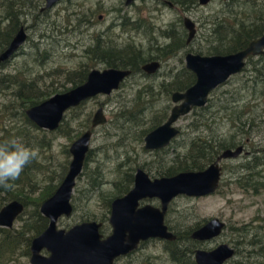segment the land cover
Here are the masks:
<instances>
[{"label": "rangeland", "instance_id": "1", "mask_svg": "<svg viewBox=\"0 0 264 264\" xmlns=\"http://www.w3.org/2000/svg\"><path fill=\"white\" fill-rule=\"evenodd\" d=\"M31 1L35 5L40 0ZM121 1L124 2V0H63L42 14L38 13L37 9L40 6L37 5L35 14L30 13L22 18L28 28L26 43L10 60L1 65L0 74H20L22 79L36 78L41 88L51 84L60 87L65 84L66 74L77 70L80 66L90 65V70L105 67V64L98 61L90 62L88 54L86 56L85 53L97 42L102 46L118 48L132 43L131 45L139 47L146 53H151V39L155 37L159 44H163L165 39L159 38L160 32L170 29L177 31L173 24L177 23L179 18L186 16L196 24L197 30L195 41L186 47V51L190 50L195 53L206 48L211 23L215 17L221 19L227 17L231 22L232 17L233 20L236 18L235 16L242 18L243 14L247 21V18L255 16L256 11L264 12V0H231L229 5L215 0L208 6L198 5L188 11H183L178 7L169 8L165 5H157L155 0L137 1L130 7L122 5ZM227 7L232 9L230 15L225 14ZM118 9H120L119 13ZM121 17L129 19V21L139 19L143 23L145 22L151 29V33L145 37L141 33L132 32V30H127L129 33L123 32L120 27ZM126 28H131V26L128 27L126 24ZM180 58L181 56H178L162 63L158 76L154 78H130L110 96H97L83 102L77 110L67 112L65 115L69 122L68 126H71L75 133H81L78 136L73 133V137L67 139L61 134H56L55 131H46L48 133H45L41 149L39 147V140L43 139L41 131H36L25 122L22 108L17 105V102L10 105L14 101L12 92L4 89V85L0 81V130L5 131L6 129L14 133V131L22 129L29 138L36 139L35 148L39 149V158L37 159L35 178L38 176L37 180L41 183L47 175L51 174L55 179V185H57L65 175V168L68 167V160L70 161L66 150L86 130L88 124L84 128L77 127L80 124L84 126L87 120L90 123L95 112L102 107L107 123L96 128L92 133L88 156L84 161L83 175L77 181L76 188L72 193L73 214L70 217L60 218L57 224L58 229L66 230L86 219L93 220L94 217L96 222L103 224V235L106 236L110 234L107 219L99 220L104 214H107L106 200L111 201L117 196L116 188L118 186L116 187V185L123 182L124 176L131 172L134 173V170L143 164L147 167L146 172L154 178L157 175L156 170L167 167L168 161L177 159V157L184 158L193 141L208 139L209 135L229 140V135L236 134V129H230V123L225 118L227 116L226 109L235 108L238 110H236L237 112H240L243 108V111L246 110L249 113V116L244 118V120L246 118L249 120L248 129L252 127V130L248 132L250 135H247L250 139L245 145L246 151L249 152V158L243 156L237 161L222 164V180L215 194L202 198L181 197L174 200L166 216V223L173 231H178L183 235L189 229H197L210 219L218 218L226 225L225 230L218 238L197 243L198 246L193 245L192 247V240H184L183 237L177 242L178 248L185 251L191 248V250L197 248L211 250L222 243L231 246L238 244V251L233 262L260 263L261 258L255 254L258 249L250 246V243L251 239L257 238L264 244V173L261 174L264 166L260 170L258 167L251 168L249 165L253 173L259 176L256 181L261 182L256 194L250 188L252 184L241 188L238 183L243 184L244 180L241 178L245 176L247 178L253 174L245 170L243 165L248 163L256 150L264 149V95L261 96L264 94V82L261 83L264 79L260 76L250 75L247 72L250 71V68L231 78L228 84L210 96L208 109L201 112L197 110L196 113H191L178 121L177 127L180 129L181 135L168 147L165 154L159 153L154 156V154L144 151L143 142L137 140L136 137L141 129L149 126L148 122L151 117L161 110L162 105L171 104L172 108L170 100L159 95L161 101L155 103L153 107H149L143 115L145 120L143 126H141L142 121L134 124L133 117L128 114L129 112L125 113L124 117L120 115L124 109H130L136 100L135 91L141 88L140 85L160 84L163 80L168 81L171 75L174 76L180 69ZM71 85L68 83V86L65 84L64 87L70 88ZM226 92L229 94H225ZM154 93H157V90ZM137 110L132 108L130 113L134 112L135 120L139 121L138 116H135ZM199 114L204 115L203 118L199 117ZM204 117L206 122H203ZM124 119L129 120V123L125 124ZM211 120L216 121L215 124ZM199 124L202 126L197 131L195 127L200 126ZM130 126L135 128L129 130ZM234 137L236 138V136ZM33 142L32 140L31 148ZM33 171L30 173L32 179ZM238 180L242 182H238ZM97 184L98 186H95ZM24 191L27 192V188H24ZM36 196L37 193L32 197ZM4 197H6V193H2L0 190L2 205L6 203L1 200ZM26 203L25 212L23 211L20 215L23 219H26L25 216L29 219V214L35 208L30 199ZM153 206H158L157 200L153 202ZM21 226L22 222L17 219L12 229L8 230L13 232ZM167 246L169 245L167 244ZM172 247L171 245L165 249V242L149 240L132 255L119 258L116 262L117 264H171V257L166 251ZM24 248L16 246L13 249L5 250L0 256V264H30V256L22 255ZM42 254L47 255L45 252Z\"/></svg>", "mask_w": 264, "mask_h": 264}, {"label": "water", "instance_id": "2", "mask_svg": "<svg viewBox=\"0 0 264 264\" xmlns=\"http://www.w3.org/2000/svg\"><path fill=\"white\" fill-rule=\"evenodd\" d=\"M61 0H45L44 9H50ZM133 0H127V3ZM209 0H200L201 5ZM188 31L187 44L193 39L194 24L185 19ZM26 40L24 29L14 36L9 47L0 55V63L10 60L23 46ZM264 54V35L251 42L247 48L224 56H200L188 54L185 67L195 75V83L183 93L172 95V102H182L173 108L167 121L149 133L145 139L146 149H159L168 145L178 130L173 124L186 115L193 107L206 104L211 91L238 74L244 68L248 56ZM159 67L152 62L143 67L147 73L155 72ZM130 71L105 69L91 71L86 81L64 93H58L38 105L26 110L25 114L37 128L48 132L56 131L65 114L71 108L98 95L109 96L118 90L121 82ZM107 122L103 109L99 108L92 117L91 127L105 125ZM91 131H86L70 147L72 156L69 171L55 193L40 206V214L49 220L46 230L30 243V264H114L115 259L126 256L137 249L140 242L148 239L173 241L175 235L168 231L164 216L168 204L179 196L201 198L214 194L219 187L221 160L236 158L241 148L225 150L217 160L201 171L181 172L171 177L150 180L147 174L138 169L134 185L123 197L114 199L110 204L108 224L110 234L103 238L99 233L102 226L97 222H85L69 230L57 229L56 223L61 216L72 213L69 203L76 177L81 173L89 151ZM144 199H158L160 209L149 205L140 207ZM24 206L18 201L10 202L0 209V228L12 229L16 219L23 213ZM224 224L210 219L195 230L191 238L197 241H209L219 236ZM46 251L48 256L42 255ZM234 252L228 245H220L211 251L196 250V264H226Z\"/></svg>", "mask_w": 264, "mask_h": 264}, {"label": "trees", "instance_id": "3", "mask_svg": "<svg viewBox=\"0 0 264 264\" xmlns=\"http://www.w3.org/2000/svg\"><path fill=\"white\" fill-rule=\"evenodd\" d=\"M171 1H177V0H171ZM183 1V0H182ZM195 0H185V3L188 2H194ZM179 2V1H178ZM42 3V0L38 1L35 5H39ZM31 0H0V52H2L7 45L11 42L13 36L18 31V28L22 24L21 18H25L30 13H36V9L38 7H35ZM188 7V6H187ZM185 7V9L187 8ZM188 10V9H187ZM232 22V27L228 28L227 31L230 33L229 37H231V40L227 42L226 45H223L220 48H214L211 49V53L207 54H226V53H233L236 51H239L246 47V45L262 36L264 34V12L258 10L255 12L254 17L247 18V21L243 18H239L237 21V16ZM133 20V19H132ZM129 19L124 18L123 21L121 20V28L125 29L126 24H128V27L131 26V28H127V30H132V26L135 25V30H138L139 28V19H135L136 22H131ZM176 45H166V46H158L156 45V51L155 56L148 55L145 51L140 49L137 46L127 44L121 48L118 47H111V46H102L96 43L91 48H88V51H85L86 56L88 54L90 62L98 61L100 63L105 64L107 67L112 68H128L131 69L133 72H136L139 70V67L142 63H144L147 59H163V55H168L175 51ZM88 52V53H87ZM147 60V61H148ZM2 66L0 67V69ZM90 65L88 66H80L77 70L72 71L70 73H67L64 79V83L68 86V83H71L70 88H65V84L60 85V87H55V85L51 84L48 87L41 88V85L39 84V81H37L36 78H25L22 79L20 74L16 75H9V74H0V81L4 85V89L11 90L12 92V98L14 101L10 103L12 105L13 103L17 102V105L22 108L23 116H25V122H27L31 128L35 129L36 131H41L42 133V140H39V147L42 148L41 145H43L44 136H46L45 133H48L44 130L38 129L31 121L28 120V118L25 115V111L29 109L32 106L38 105L41 102L47 100L51 96L58 94V93H64L74 87H77L86 81V76L88 71L90 70ZM184 71V77L183 82L175 83L173 87L165 88L164 86H161V89H155L157 90V93H154L153 88L145 89L140 88L137 90V100H135L130 109H124L120 112L121 117L125 116V113H128L131 117L134 118V112L130 113V110L138 109L136 111L135 116H138L137 119L140 121L144 120L143 115L147 111V109L151 106L153 107L154 101L159 102L161 101L159 99V95L167 97L175 91H186L191 83L194 80V77L192 74L188 73L186 69H183ZM147 88V87H146ZM163 88L165 90H163ZM145 89V90H144ZM184 90V91H183ZM262 94L261 96H263ZM260 96V97H261ZM148 98V99H146ZM171 109V104L162 105L161 110L154 114L151 118V129L155 128L160 122L161 119H163L167 114H169ZM247 109V108H246ZM237 109L231 108L230 112V121L232 123H240L245 116H249V113L246 112V110L243 111V108L240 112L236 111ZM66 116H64L59 128L55 131L57 134H61L62 137H73L72 134L75 133L74 129L72 127L68 126L69 122L66 119ZM202 115L199 114V117ZM204 116V115H203ZM202 116V118H203ZM238 117V119H237ZM241 117V118H240ZM79 119V117H78ZM246 120H248L246 118ZM245 120V121H246ZM145 121V120H144ZM213 121V120H211ZM86 122V121H85ZM88 122V120H87ZM85 123L83 126L80 124L79 127H86L88 124V127L86 129H90L89 122ZM135 124V121H132ZM206 122V119L204 117V121ZM202 122V123H203ZM216 121H213L215 124ZM124 123L128 124L129 120L124 119ZM246 124V123H245ZM244 124V125H245ZM198 125V124H197ZM200 125V124H199ZM202 125L196 126L195 130H199ZM69 129V132H68ZM76 130V129H75ZM81 132L75 133V136H78ZM145 132L143 131V134ZM51 134V133H50ZM142 134V135H143ZM215 138V137H214ZM233 138L232 140H230ZM16 139L20 142H22L25 146H27L28 143L27 140L31 139L29 136L22 130L18 129L12 133L9 130L3 131L0 130V143L8 142L10 140ZM237 139L232 136L229 138V140H226L223 137L217 136L215 140L213 139H197L193 141L189 146V152L184 158L172 159L169 162V166H165L162 169L156 170V173L158 176H172L179 172H186V171H200L203 170L207 165H209L211 162L214 161V159L218 156V154L228 148H231L232 146H236ZM66 153H68V150H66ZM88 156V155H87ZM88 158V157H87ZM183 159V160H182ZM36 161V160H35ZM35 161H32L30 164V173L33 171V164ZM28 166V165H27ZM26 166V167H27ZM25 167V168H26ZM142 168H147L145 165L142 164ZM67 167L65 168V170ZM30 173L28 172H22L20 178L16 181H14V186L19 187L18 190H13L11 188H3L0 187V190L6 193V197L1 199L2 201H12V200H18L22 203H24L25 207L27 206V201L30 199L31 203L34 205V210L32 213L29 214V219L27 216H25L23 219L21 216L18 217V220L22 222V226L15 230L10 231L8 229H2L0 228V256L2 253L7 249H13L16 246H23L25 247L23 250V256L29 257L30 256V243L31 240L35 237L39 236L47 226V221L45 218H43L39 213V207L42 204L43 201L48 199L53 195V193L56 191L59 183L55 185L54 183V177L50 174L43 179V183L40 185V188L38 190L37 187L33 186V179L30 177ZM129 177L128 182L125 181L122 182V184H119L116 191L118 193V196H121L129 191L131 188V177L130 175H126L125 177ZM62 180V178H61ZM254 185L250 186L251 190L254 194L257 193L258 187L260 186L258 184V181H254ZM26 185V186H24ZM95 186H98L95 185ZM247 187V185H246ZM24 188H27V192L24 191ZM23 189V190H22ZM27 193V194H26ZM37 193L38 197H32ZM27 200V201H26ZM110 200L106 202V210L107 214H104L99 221H102L103 219H108L109 213H110ZM5 205V203L3 204ZM2 203H0V209L3 207ZM25 212V211H24ZM25 215V214H24ZM93 220L95 218L93 217ZM199 226V225H198ZM193 229H189L188 232H185V234L180 235L178 240L180 241L183 237L184 240H189V234ZM244 230V229H242ZM103 232V229H102ZM178 241V242H179ZM173 249H170L169 255H170V263L171 264H195L192 258V248L188 250H182L178 248V245L171 244ZM250 246L257 248L258 251L255 252L256 256H259L261 258V262L259 263H253V264H264V244L259 242L257 238L251 239ZM171 247V246H170ZM189 253V255H187Z\"/></svg>", "mask_w": 264, "mask_h": 264}, {"label": "flooded vegetation", "instance_id": "4", "mask_svg": "<svg viewBox=\"0 0 264 264\" xmlns=\"http://www.w3.org/2000/svg\"><path fill=\"white\" fill-rule=\"evenodd\" d=\"M43 1V3H41L40 4V8H38L37 10H38V13L39 14H42L43 12H45L47 9H44V6H45V0H42ZM63 0H61L60 2H62ZM137 1H144V0H133L132 2H129V3H127V0H124V2H122L121 1V4L122 5H124V6H126V7H130V6H132V5H134ZM156 2H157V5H165V6H167V7H169V8H174V7H178L179 9H181V10H183V11H188V10H190L191 8H194V7H196V6H208V5H210L213 1H215V0H209L208 2H207V4H205V5H201L200 4V0H195L193 3L191 2H188V3H185V0H177V1H171V0H155ZM179 1V2H178ZM221 3H223V4H226V5H229V3H230V1L231 0H219ZM156 5V6H157ZM35 7H36V5H34ZM188 6V7H187ZM158 7V6H157ZM185 7H187L186 9H185ZM188 9V10H187ZM118 13L120 12V9H118V11H117ZM232 12V9H230V8H228L227 7V10L225 11V14L226 15H230V13ZM34 18H36V17H34ZM125 17H121L120 19L123 21V19H124ZM189 19L193 24H194V30H195V34H194V37H193V39L187 44V38H188V31L186 30V28H185V25H184V21H185V19ZM242 18L244 19V16H243V14H242ZM232 20H233V17H232ZM231 20V22H229L228 21V19H227V17H224L223 19H221V18H217V17H215V20L211 23L212 25H211V27H210V32H209V41L207 42V44H206V48H204V49H200L198 52H195V53H192V52H190V50H188V51H186V47L187 46H189L190 44H192L194 41H195V37H196V33H197V30H196V24L189 18V17H186V16H184V17H182V18H179L178 20H177V23H175V24H173L174 26H176V30L177 31H174V30H167V31H161L160 32V36H159V38H161V39H165L164 40V43L163 44H159L157 41H158V39L157 38H155V37H153L152 38V36H151V42H152V44H150L151 46H152V48H150V51H152L151 53H147L148 55H150V56H155V52H153V51H156V45H158V46H166V45H172V46H175L176 45V49H175V51H173L172 53H171V55L170 54H168V55H163V54H161L162 56H163V59H147L144 63H142L141 65H140V67H139V70L138 71H136V72H133L131 69H128V68H112V67H107L106 65H105V67H103L102 69H91V70H89L88 71V73H87V76H88V74L91 72V71H93V70H99V71H103V70H105V69H116V70H122V71H130V74L121 82V84H120V86H119V88H118V90L126 83V81L128 80V79H130V78H135V77H142V78H147V79H151V78H154V77H156V76H158L157 74H158V72L160 71V69H161V67H162V63H164V62H166V61H169V60H172V59H174L175 57H178V56H181V58H180V63H181V65H180V69L177 71V73L173 76V75H171L170 76V79L168 80V81H165V80H163L160 84H156V85H151V84H147V85H143V86H141L140 85V87L141 88H145V89H149V88H153V89H161V86L163 87H165V88H170V87H173V86H175L174 84L177 82V83H179V82H183V77H184V71H183V69H186V67H185V59H186V56L188 55V54H192V55H200V56H224V55H229V54H234V53H237V52H239V51H242V50H244L245 48H247L248 47V45L251 43V42H253L254 40H257V39H259L260 37H262V36H260V37H258V38H256V39H254V40H252V41H250L247 45H246V47H244L243 49H241V50H239V51H236V52H233V53H226V54H207V53H211V49H214V48H220V47H222L223 45H226L227 44V42L229 41V40H231V37H229V32L227 31V29L228 28H231L232 27V21ZM239 20V18L237 19V21ZM21 21H22V18H21ZM139 21H141V20H139ZM131 22H136L135 20H132ZM88 23V22H87ZM120 27H121V24H120ZM136 26L135 25H133L132 26V32H134V33H141V34H143L145 37H147V35H149V33H151V29L150 28H148V25L144 22L143 23V21H141L140 23H139V28H138V30H135L134 28H135ZM21 28H23L24 29V32H25V34H26V40H25V43H26V41H27V38H28V34H27V26H25V21H22V24H21V26L18 28V31L16 32V34L20 31V29ZM126 28V27H125ZM122 31L123 32H125V33H129V32H127V28H126V30L125 29H122ZM15 34V35H16ZM14 35V36H15ZM14 36H13V38H14ZM168 41H167V40ZM24 43V44H25ZM98 44H99V42H97ZM10 44V43H9ZM9 44L7 45V47L2 51V52H0V55L3 53V52H5L6 50H7V48L9 47ZM23 44V45H24ZM130 44H132V43H130ZM94 45H96V43L94 44ZM93 45V46H94ZM100 45V44H99ZM93 46H91V47H93ZM23 47V46H22ZM21 47V48H22ZM90 47V48H91ZM20 48V49H21ZM19 49V50H20ZM18 50V51H19ZM183 57V58H182ZM7 62V61H6ZM5 62V63H6ZM152 62H157L158 64H159V67H158V69L155 71V72H153V73H147L146 71H144L143 70V67L145 66V65H147V64H149V63H152ZM3 63H0V67H1V65H2ZM248 68H250V71H247V72H249L250 73V75L251 74H253L255 77L257 76H260L262 79H264V54H259V55H256V56H248L246 59H245V61H244V68L238 73V74H236V75H239L240 73H243L244 71L246 72V70L248 69ZM187 70V69H186ZM187 72L188 73H190V74H192L193 75V77H194V80H193V82L191 83V85L188 87V88H190L194 83H195V75L191 72V71H189V70H187ZM236 75H233V76H230L229 78H228V80L226 81V82H224L222 85H220V86H218L216 89H214L213 91H211L210 93H209V95H208V97H207V101H206V104L204 105V106H202V107H193V108H191L190 109V111L186 114V115H184V116H182V117H180V118H178L177 119V121L173 124V127L174 128H179V127H177V123H178V121L180 120V119H182V118H184V117H186V116H188L189 114H191V113H196L197 112V110L198 111H205L206 109H208V103L210 102L209 101V99H210V96L211 95H213V94H215V93H217L224 85H226V84H228L230 81V79L231 78H233L234 76H236ZM87 76H86V78H87ZM259 80V79H258ZM229 81V82H228ZM85 82V81H84ZM264 82V80L263 81H261V83H263ZM176 83V84H177ZM139 86V85H138ZM147 87V88H146ZM187 88V89H188ZM140 89V88H139ZM144 89V90H145ZM187 89H185V90H187ZM138 90V89H137ZM137 90L135 91V94H136V92H137ZM163 90H165L164 88H163ZM253 90H256V89H253ZM117 91V90H116ZM155 91V90H154ZM184 91V90H183ZM115 92V91H114ZM179 91H175V92H172L168 97H167V95L165 94V97H166V99H168V100H170V102L171 103H173L172 102V95L173 94H175V93H178ZM180 92H182V91H180ZM113 93V92H112ZM111 93V94H112ZM225 94H229V92H226ZM98 96H100V95H98ZM104 96V95H103ZM110 96V95H109ZM97 97V96H96ZM93 98H95V97H93ZM92 99V98H91ZM136 100H137V95H136ZM239 101V100H238ZM236 102H237V100H236ZM157 104V101L155 102L154 101V103L153 104ZM182 102L180 101V102H177V103H175V104H177V105H180ZM83 103H81L78 107H75V108H71V109H69L67 112H69V111H75V110H77L81 105H82ZM151 107V106H150ZM102 108V107H101ZM103 109V108H102ZM230 110H231V108H227L226 109V111H227V116L225 117L226 119H227V121L230 123V129L232 130L233 128L234 129H236L235 131H236V134H230L229 135V138L230 137H232V136H236V138H237V144H236V146H232L231 148H228L229 150H232V151H234V150H236V149H238V148H241L242 149V152H241V154L239 155V156H237L236 158H229V159H225V160H221L219 163H218V165H219V167H220V169H221V178H220V181H219V186H220V184H221V180H222V164L223 163H225V162H229V161H237V160H239L240 158H242L243 156H248V158H249V152H247L246 151V149H245V145H246V143L249 141V139L250 138H248L247 137V135H250V134H248V132H250L252 129V127L250 128V129H248V126H249V120H244V118L241 120V122L240 123H232L231 121H230ZM26 112V111H25ZM103 113H104V109H103ZM171 113V112H170ZM170 113L169 114H167L163 119H161V122L155 127V128H152L151 129V127H150V125H151V120L148 122L149 123V126H147L145 129H141L140 131H139V134H138V137H136V139L137 140H140L141 142H143V150L144 151H147V152H150V153H152V154H154V156H156V155H159V153H162V154H165V153H167V150H168V147L177 139V137L179 136V135H181V132H180V130H178V134H177V136L176 137H174L173 139H171V141H170V143L168 144V145H166L165 147H163V148H159V149H146L145 148V142H144V139H145V137L149 134V133H151L153 130H155L158 126H161L162 124H164L166 121H167V119L169 118V116H170ZM26 115V114H25ZM152 118V117H151ZM241 118V117H240ZM237 119H238V117H237ZM132 121H135V124H137L138 123V121H136L135 120V118H132ZM144 120H143V123H142V125L141 126H143V124H144ZM107 123V122H106ZM246 123V124H245ZM245 124V125H244ZM102 126H104V125H102ZM98 127H100V126H98ZM98 127H96V128H98ZM96 128H92L91 127V122H90V129H86L79 137H81L86 131H91V133H93V131L96 129ZM135 127H133V126H130V128H128L129 130L130 129H134ZM39 129V128H38ZM143 131L145 132L144 134H143ZM143 134V135H142ZM78 137V138H79ZM91 137H92V135H91ZM78 138H76L71 144H70V146H69V148H68V158L70 157V161L68 160V167H67V169H66V172H65V175L67 174V172L69 171V164H70V162H71V159H72V156H71V154H70V147H71V145L78 139ZM209 140L210 139H213V140H215V138L212 136V135H209V138H208ZM233 138H231L230 140H232ZM34 141L33 143H32V148H35V142H36V139H34V138H32V139H29V140H27V142L26 143H28L27 144V147H29V148H31V141ZM90 142H91V139H90ZM90 145V144H89ZM228 149H225V150H228ZM225 150H223V151H225ZM223 151H221L219 154H218V156L223 152ZM253 153L255 152V151H252ZM87 156V155H86ZM218 156L214 159V161L213 162H211L209 165H211L212 163H214L216 160H217V158H218ZM245 158V157H244ZM86 159V158H85ZM162 159V161H163V159H164V157L163 158H161ZM172 160V159H171ZM170 160V161H171ZM35 161V160H34ZM170 161H168V163L170 162ZM209 165H207L205 168H207ZM249 165L251 166V168H259L260 170H261V168L264 166V149H260V150H256V153L254 154V155H252V157L248 160V163H246L245 165H243V167L245 168V170H247V171H249V173L251 172V173H253V171L251 170V168H249ZM142 166V165H141ZM141 166H138L135 170H134V173H130L129 175H130V177H131V180H130V182H131V188L133 187V185H134V179H135V174H136V172H137V170L138 169H141V170H143L144 172H145V174H147V176L149 177V179L150 180H154V179H160V178H163V177H171V176H158V175H156V177H151L147 172H146V170H145V168H142ZM169 166V165H168ZM36 167H37V159H36V161L34 162V164H33V186H35V187H37L38 188V190H39V188H40V185L43 183V180H42V182L41 183H39V181L37 180V177L35 178V170H36ZM204 168V169H205ZM203 169V170H204ZM83 170H84V164H83V167H82V170H81V173L76 177V179H75V183H74V186H73V188H72V193H73V191H74V189L76 188V185H77V181L82 177V175H83ZM28 172V173H30V164H28V166L24 169V171L23 172ZM201 171V170H200ZM186 172H189V171H186ZM262 172L264 173V170L262 169L261 170V174H262ZM39 173V172H38ZM179 173H181V172H179ZM256 173H258V172H256ZM176 174H178V173H176ZM176 174H174V175H176ZM259 174V173H258ZM65 175L62 177V180L64 179V177H65ZM174 175H172V176H174ZM247 175V174H246ZM258 175H256L255 173H253V174H251V175H249L247 178H246V176L245 177H243V178H241L242 180H244L243 182V184L242 183H238L239 185H240V187L241 188H244V187H246V185L248 186V185H254L255 183H253L254 181L256 182V180H258L259 178V176L257 177ZM62 180H61V182H62ZM128 180H129V177L127 176V178L124 176V178H123V181H125L126 183L128 182ZM253 180V181H252ZM61 182L59 183V185L61 184ZM238 182H242L241 180H238ZM13 184H14V182H12ZM119 184H122V183H119ZM119 184L118 185H116V187L117 186H119ZM258 184L259 185H261V182L259 181L258 182ZM59 185H58V187H59ZM24 186H26V185H24ZM57 187V188H58ZM131 188L129 189V191L131 190ZM13 190L14 189H20L19 187H15V186H13V188H12ZM117 189V188H116ZM218 189H219V187H218ZM23 190V189H22ZM57 190V189H56ZM128 191V192H129ZM218 191V190H217ZM216 191V192H217ZM215 192V193H216ZM55 193V192H54ZM53 193V194H54ZM72 193H71V196H70V200H69V203H70V205H71V207H72V213L68 216V217H70L72 214H73V210H74V207H73V203H72ZM116 193H117V191H116ZM127 193V192H126ZM125 193V194H126ZM214 193V194H215ZM125 194H123V195H121V196H118V193H117V196L114 198V199H116V198H120V197H123ZM213 195V194H212ZM36 197H38V196H36ZM185 198V196H179V197H177V198ZM207 197V196H206ZM50 198V197H49ZM48 198V199H49ZM177 198H175V199H173L169 204H168V206H167V208H166V213H165V216H164V224H165V226L167 227V229H168V231L169 232H171L173 235H175V237H176V239L175 240H173V241H167V240H163V239H148L147 241H144V242H140L139 243V245H138V247H137V249L138 248H141V247H143L144 246V244L146 243V242H148L149 240H159V241H163V242H165V249L166 248H168V247H170L171 246V244H175V245H177V242L179 241L178 239V237L180 236V235H182L181 233H179L178 231H173V229H171V228H169V226H167V223H166V216H167V214H168V212L170 211V205H171V203L174 201V200H176ZM186 198H191V197H186ZM202 198V197H201ZM114 199H112L111 200V202L114 200ZM47 200V199H46ZM45 200V201H46ZM157 200L158 201V206H153V202H155V201ZM13 201H18V200H12V201H7L6 203H5V205H7V204H9L10 202H13ZM27 201V200H26ZM29 201V200H28ZM18 202H20V201H18ZM44 202V201H43ZM42 202V203H43ZM106 202H107V200H106ZM111 202H110V204H111ZM21 204H23V206H24V210L26 209V207H25V205H24V203H22V202H20ZM5 205H3V206H5ZM139 205H140V207H143V206H145V205H149V206H152V207H155V208H159L160 209V201L158 200V199H144V200H141L140 202H139ZM41 206V205H40ZM39 209H40V207H39ZM23 210V211H24ZM39 213H40V211H39ZM41 215V214H40ZM42 216V215H41ZM109 216H110V213H109ZM43 218H45L46 219V221H47V226H46V228L48 227V225H49V220L46 218V217H44V216H42ZM62 217H65V216H61L60 218H62ZM59 218V219H60ZM18 219V218H17ZM16 219V220H17ZM58 219V220H59ZM108 219H109V217H108ZM108 219H107V222H108ZM213 219V218H212ZM216 219H218V218H216ZM58 220H57V222H58ZM219 220V219H218ZM103 221V220H102ZM221 221V220H220ZM85 222H96L95 220H89V219H86V220H84L83 222H81V223H85ZM208 222V221H207ZM206 222V223H207ZM222 222V221H221ZM81 223H78V224H75V225H73V226H71L70 228H72V227H74V226H76V225H79V224H81ZM98 223V222H97ZM99 223H101V222H99ZM206 223H204L203 225H205ZM223 224H224V228H223V230H222V232H221V234L223 233V231L225 230V228H226V225H225V223L224 222H222ZM102 224V223H101ZM200 225H202V224H200ZM202 225V226H203ZM102 226H103V224H102ZM100 227V229H99V233L103 236V238H105L106 236H108V235H103V232H102V228L103 227ZM201 226V227H202ZM56 227H57V229H58V224L56 223ZM110 227V226H109ZM70 228H68V229H66V230H69ZM200 228V227H199ZM199 228H197V229H199ZM197 229H193L191 232H190V234H189V239L190 240H192V247H193V245L194 246H198V244H200V243H204V242H208V241H197V240H193L192 238H191V234L195 231V230H197ZM46 230V229H45ZM44 230V231H45ZM63 230H65V229H63ZM43 231V232H44ZM42 232V233H43ZM184 232V231H183ZM185 232H188V230L187 231H185ZM184 232V233H185ZM41 233V234H42ZM183 233V234H184ZM40 234V235H41ZM220 234V235H221ZM219 235V236H220ZM219 236H217V237H215V238H213V239H211V240H214V239H216V238H218ZM38 237V236H37ZM36 238V237H35ZM211 240H209V241H211ZM198 243V244H197ZM167 244L169 245V246H167ZM220 245H228L229 247H230V249H232L233 250V252H234V254H233V256L228 260V261H226L225 263L226 264H241V263H237V262H233V258L236 256V254H237V245L238 244H235V246H231L230 244H226V243H222V244H220ZM220 245H218V246H220ZM217 246V247H218ZM217 247H215V248H217ZM215 248H213V249H215ZM29 249H30V247H29ZM137 249H135L134 251H132L130 254H128V255H126V256H130V255H132V253H134ZM170 249H173V248H169L166 252H168ZM213 249H211V250H213ZM196 250H203V249H199V248H197V249H194V250H192V258H193V261H194V263H195V259H194V255H195V251ZM211 250H203V251H211ZM30 251V250H29ZM42 252H45V253H47L46 251H42ZM42 252H41V254H42ZM23 255V254H22ZM43 255V254H42ZM45 256H48V253H47V255H45ZM126 256H121V257H119V258H125ZM30 258V257H29ZM119 258H117V259H119ZM117 259H115V261H114V264H117ZM196 264V263H195Z\"/></svg>", "mask_w": 264, "mask_h": 264}, {"label": "clouds", "instance_id": "5", "mask_svg": "<svg viewBox=\"0 0 264 264\" xmlns=\"http://www.w3.org/2000/svg\"><path fill=\"white\" fill-rule=\"evenodd\" d=\"M39 158V149L29 148L13 139L0 143V187L11 188L25 167Z\"/></svg>", "mask_w": 264, "mask_h": 264}, {"label": "bare ground", "instance_id": "6", "mask_svg": "<svg viewBox=\"0 0 264 264\" xmlns=\"http://www.w3.org/2000/svg\"><path fill=\"white\" fill-rule=\"evenodd\" d=\"M12 39H13V38H12ZM11 41H12V40H11ZM10 43H11V42H10ZM184 92H185V91H184ZM178 93H183V92H178ZM176 106H177V104L172 103V108L170 109V112H171V111L173 110V108L176 107ZM170 112H169V113H170ZM158 127H159V126H158ZM158 127H157V128H158ZM176 129H177V130H180L179 128H176ZM178 133H179V132H178Z\"/></svg>", "mask_w": 264, "mask_h": 264}]
</instances>
